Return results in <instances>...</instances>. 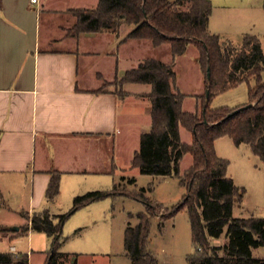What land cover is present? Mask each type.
<instances>
[{
    "label": "trees",
    "instance_id": "trees-1",
    "mask_svg": "<svg viewBox=\"0 0 264 264\" xmlns=\"http://www.w3.org/2000/svg\"><path fill=\"white\" fill-rule=\"evenodd\" d=\"M213 9L211 0H99L94 8H75L76 23L69 31L82 32L111 30L117 32L122 24H133L127 39H148L154 47L169 43L173 56L182 54L192 44L198 49L197 60L204 73L205 91L198 97L200 108L185 111V94L177 85V74L172 63L160 58L146 57L136 67L127 69L113 82L124 95L126 82L148 83L151 90V126L141 134L139 149L134 153L132 166L142 174L178 176L186 186L183 198L173 205L164 218L187 208L192 237L197 246L188 256L189 264H264V257H256L252 249L264 245V217H234L233 207L241 203L244 189L227 175L229 160L217 154L215 140L227 135L236 145L246 143L264 161V52L255 34H245L241 43L234 44L219 33L211 32L208 21ZM208 69L210 75L208 76ZM254 78L255 83L250 84ZM248 83L247 103L236 107H211L217 94ZM104 87H100L102 91ZM251 103L250 106H246ZM240 108L239 111H233ZM180 125L192 134L190 143L181 140ZM190 153L192 163L182 175L180 160ZM131 181H135L131 178ZM60 172L53 170L45 196L50 201L59 191ZM127 191L145 203L139 221L124 230V246L133 264H157L148 249L151 217L157 216L156 207L143 191ZM110 190H91L73 198L71 209L51 214L46 208L34 212L31 226L52 237L44 264H76L68 261L69 254L59 251L63 240V225L78 208L114 195ZM163 217V216H162ZM227 225V243L213 245L210 237H219ZM163 226V221L159 227ZM0 225V230H5ZM223 249L221 255L219 250ZM0 264H29L26 253L0 252Z\"/></svg>",
    "mask_w": 264,
    "mask_h": 264
},
{
    "label": "crops",
    "instance_id": "crops-1",
    "mask_svg": "<svg viewBox=\"0 0 264 264\" xmlns=\"http://www.w3.org/2000/svg\"><path fill=\"white\" fill-rule=\"evenodd\" d=\"M98 1L0 0V225L6 228L0 230V252L26 253L29 264H44L52 241L33 229V213L46 208L63 213L49 206L63 185L73 187L72 198L112 189L119 177L121 145L130 136L137 142L128 155L133 167L141 134L151 126L150 84L128 88L148 83L126 82L124 95L114 84L99 90L142 61L122 56L121 49L150 41L124 40L134 26L126 23L117 32L68 33L74 21L71 10L94 8ZM224 2L238 8L254 4ZM210 17L208 28L217 33L210 28ZM53 170L60 172L59 191L49 201L45 192ZM36 236L43 242L39 246ZM70 243L63 234L59 251L70 256L76 250Z\"/></svg>",
    "mask_w": 264,
    "mask_h": 264
},
{
    "label": "rangeland",
    "instance_id": "rangeland-1",
    "mask_svg": "<svg viewBox=\"0 0 264 264\" xmlns=\"http://www.w3.org/2000/svg\"><path fill=\"white\" fill-rule=\"evenodd\" d=\"M215 1L217 5L213 7L210 28L234 44L241 43L245 33L256 34L261 40L264 52V0H248L254 4L245 8H238V5L232 3L224 4L226 0ZM70 13L74 16V21L68 28L69 34L76 23L75 12L71 10ZM127 25L133 26V24ZM124 54L131 56L135 61L150 56L172 63L177 74V85L185 94L182 109L194 111L197 107L200 108V101L197 99L205 91L204 73L197 60L198 49L194 45H188L187 49L178 56L172 55L168 43H162L157 47L141 44L132 48L127 45L123 50L121 49V55ZM255 82L254 78L250 79L251 85ZM110 85L106 83L102 88ZM131 86L149 88V84L129 85L128 88ZM112 87L118 89L116 84ZM248 100V83L242 82L214 96L210 106L236 107L247 103ZM179 129L181 140L190 143L191 132L182 125ZM146 130L147 127L142 128V131ZM129 138L121 145L123 149L119 156V172L115 171L116 175L117 173L119 175L114 183L117 193L78 208L63 225V234L71 241L70 247L76 249L70 253L68 261L76 260V264H133L124 246V230L129 224L138 223V214L145 212L146 206L141 200L123 193L132 190L142 191V188H145L143 193L147 198L153 203H162L156 207L158 215L151 217L148 249L157 258V264H189L188 256L196 252L197 246L193 241L187 208H182L171 217L164 218L169 214L171 207L183 198L186 186L180 183L178 176L161 177L142 174L138 168L130 167L129 152L137 148L138 144L136 142L134 145V138L131 136ZM215 147L219 156L229 160L227 175L233 178L237 186L244 189L241 205L235 204L232 215L264 217V161L252 152L248 144L236 145L227 135L217 138ZM191 163V154L185 153L180 160L182 175ZM92 178L89 176L88 181ZM94 178L98 177L94 176ZM131 178L135 181H131ZM72 190L73 187H69L68 184L63 185L56 200L49 205L51 211L63 213L69 211L73 205L74 197L72 198L70 194ZM103 214H108V217H103ZM161 221L163 226L159 227ZM226 231L227 225L219 237H210L211 244L223 246L227 243ZM41 242L42 239L36 236L35 245L39 246L43 243ZM219 253L223 255V249L219 250ZM252 253L256 257H264V245L253 248Z\"/></svg>",
    "mask_w": 264,
    "mask_h": 264
},
{
    "label": "water",
    "instance_id": "water-1",
    "mask_svg": "<svg viewBox=\"0 0 264 264\" xmlns=\"http://www.w3.org/2000/svg\"><path fill=\"white\" fill-rule=\"evenodd\" d=\"M209 75H210V72H209V69H208V76H209ZM250 105H251V103H248V104L245 105L244 107H246V106H250ZM239 109H240V108L235 109V110L233 111V113L239 111Z\"/></svg>",
    "mask_w": 264,
    "mask_h": 264
},
{
    "label": "built area",
    "instance_id": "built-area-1",
    "mask_svg": "<svg viewBox=\"0 0 264 264\" xmlns=\"http://www.w3.org/2000/svg\"><path fill=\"white\" fill-rule=\"evenodd\" d=\"M32 2L36 3L38 0H31Z\"/></svg>",
    "mask_w": 264,
    "mask_h": 264
}]
</instances>
